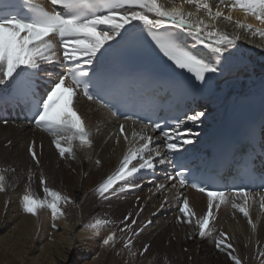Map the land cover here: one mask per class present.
Listing matches in <instances>:
<instances>
[{
	"label": "snow or ice",
	"instance_id": "obj_1",
	"mask_svg": "<svg viewBox=\"0 0 264 264\" xmlns=\"http://www.w3.org/2000/svg\"><path fill=\"white\" fill-rule=\"evenodd\" d=\"M48 5L51 8L38 0H18V9L17 6L3 5L14 10L0 11V86L7 88L15 84V87L0 95V100L23 105L31 114L29 122L54 137L53 143L59 150V155L64 157L67 154L73 159L76 158L70 146L73 140H79L82 145L89 147L92 144L90 132L74 108L73 98L79 94L88 101L109 109L120 103L117 91L121 81L106 76L103 61L113 49L129 40L132 30L138 25L142 26L141 30L159 54L176 69L192 75L197 82L194 86L207 83L210 75L221 71L222 63L232 55L236 42L240 39L239 31L229 33L220 30L216 23L218 20L234 23L236 29L250 32L252 36L257 33L264 36V29L240 20L233 21L231 15V9L239 8L246 15L253 16L260 25H264V0H219L215 11L208 0H179L178 3L173 0L166 3H161L160 0H48ZM186 6L194 11H188ZM221 6L229 9L227 15ZM179 33L190 38L192 43L187 44ZM199 46L207 50L205 55L195 51ZM45 66H52V70H46ZM41 73H44L50 88L45 89L44 93L40 91ZM118 112L119 109L113 111L112 115L116 116ZM204 115V112L197 111L185 115L184 119L177 118L174 121L175 127L168 131L161 130L160 123H152L142 126L141 132L144 135L133 131L131 140L124 136L125 142L132 147L123 156L119 169L99 185L96 190L98 194L107 199L108 195H115L117 189L113 186L118 182L123 181L125 185L134 188L135 185L129 180L134 174L155 171L157 163L172 164L171 158L178 155L184 145L192 143L191 129L180 132V127L187 121L196 124ZM124 120L140 122L135 113L125 115ZM149 127L153 132L161 130L160 135L167 141L165 152L153 149L152 145L159 138L147 134ZM124 130L125 124L121 123L119 131L123 133ZM116 139L118 141L119 136ZM61 141L68 142L69 147L62 146ZM137 144L138 147L135 146ZM29 152L39 164L31 145ZM133 161L136 163L133 164ZM96 163L99 164L100 161L97 160ZM177 167L179 170L169 174L168 179L177 180L182 187L190 182L191 169L183 164ZM39 179L42 185L46 183L43 175ZM191 186L202 193L207 192L208 196L207 213L195 219L197 234L201 238L215 232L214 228L209 227L215 198L220 201L216 203V208L220 207L221 202L230 203L248 217L246 208L236 203V197L247 201L249 189L246 186L235 187L231 192L211 190L212 186L204 185L195 176L191 177ZM177 187V183L172 184V188ZM258 187L261 190V207H264V175L260 177ZM157 188L164 189L165 185H158ZM6 190V177L0 174V193ZM43 190L51 200L38 199L26 191L22 196L23 211L35 216L38 215V210L46 207L50 210L53 221L64 217L65 212L59 206L60 203L74 201L46 186ZM167 201L166 196L165 202ZM164 206V203L160 205L161 208ZM179 212L184 217L181 222L193 223L195 212L190 208L187 197H183ZM248 222L255 229L256 225L251 218ZM106 223L107 221L96 219L90 227L100 228ZM135 223L132 220V224ZM52 226L56 227V224L53 223ZM125 229L131 231V225L125 224L120 231ZM226 238L227 234L221 232L215 243L216 248L225 252L234 264H241L233 244L226 243ZM114 239L115 233L112 232L102 243L110 245ZM131 244L132 241L128 240L125 247H130ZM148 247L144 246L145 252ZM260 256L264 257V251L260 252ZM261 264H264V260H261Z\"/></svg>",
	"mask_w": 264,
	"mask_h": 264
},
{
	"label": "bare ground",
	"instance_id": "obj_2",
	"mask_svg": "<svg viewBox=\"0 0 264 264\" xmlns=\"http://www.w3.org/2000/svg\"><path fill=\"white\" fill-rule=\"evenodd\" d=\"M160 2L166 3L168 0H160ZM173 2L178 3L179 0H173ZM208 2L215 11L219 0H208ZM186 8L188 11H194L187 6ZM223 10L226 15L229 13L228 8H223ZM231 15L232 18L240 21L264 26L239 8L231 9ZM216 23L220 30L229 33L240 32V39L236 42L232 55L229 56L230 66L247 69L246 66L253 65V68L258 69L257 64L264 65V36L259 33L252 36L250 32L236 29L233 23L224 20H218ZM204 51L207 50L204 49ZM46 67L52 68V66ZM217 82L216 79V86ZM261 86H264V78L241 86L239 93L230 88L220 90L221 92L215 96H213L215 91L209 96L206 94L203 100L198 102L197 107H204L209 111L215 110L208 111L210 115L205 114V120L210 121L214 126L205 137L200 136L201 138L199 137L197 141L184 145L179 154L172 158L199 151L202 147L212 143L227 126L228 119L233 118L234 112L241 110V107L246 104L242 98L255 92ZM7 88L0 86V94ZM210 98L213 100H209ZM76 99L77 104L80 105L79 109L75 104ZM73 104L75 110H82L80 114L83 115V112L88 114V127L87 123L85 125L87 130L90 128L91 132L88 131L92 141L91 147L86 145L85 148L79 140L71 142L70 146L75 153V159L67 154L61 157L53 143L54 137L35 125L25 122L14 123L12 120L7 122L6 126L0 124V174L13 178V180L6 178L7 190L0 193V264H234L225 252L218 250L215 246L221 232L227 234L226 243L233 244L235 254L241 259V264H261V260H264V257L260 256V252L264 251V207H261L260 193L253 195L252 191L249 192L246 202L242 197H236V203L246 208L249 213L248 217H245L239 209L233 208L230 203L221 202L219 208L214 207L212 217L216 221L213 224L211 222L209 227L214 228L215 232L208 237L201 238L197 234L198 226L195 224V219L202 217L208 211L205 210L208 204L207 193L190 187H180L174 180L173 182L177 183L178 187L174 189L171 186L167 189V195L174 196L178 194L179 189L185 190L182 197L186 192L192 194L193 197L189 200V206L195 212L192 224L186 226L187 223L183 222L180 225L179 220L184 218L181 214L177 215L180 217L179 220L173 221L165 217L160 219L161 221L159 220L160 222L156 225H145L152 210L141 211L137 219L144 227L140 229L139 236L132 240L130 247L110 249L112 243L103 245V239L113 232V229L115 230L113 221L119 223L127 215L131 218L134 209L129 206L124 207L122 201L118 202L113 198L99 199L96 190L108 176L113 175L119 169L123 156L132 147L125 142L124 136H128L131 140L133 131L141 135L145 133L141 132L142 124L134 123L132 120L118 119L104 107L88 101L82 95L77 94L73 98ZM93 107L104 112L96 111ZM212 113L216 115L214 118L216 124L214 120H211ZM107 116L112 121L108 120ZM93 120H97L95 124H92ZM121 123L125 124L123 133L119 131ZM189 123L192 124L187 121L185 125ZM147 134L159 138L152 145L153 149H159L162 153L166 151L167 141L164 137L153 134L149 129ZM117 136H119L118 141ZM30 141H32L39 164L28 152ZM20 142H26L25 148L20 146ZM61 144L69 147L66 141H61ZM82 147L83 150H81ZM97 160L100 161L99 164L96 163ZM14 167L18 171L17 174H9L8 170ZM41 175L46 179L44 185L40 183ZM85 175L90 177L83 184L88 193L81 201V188L76 182L79 177ZM30 176L31 179H29ZM45 186L74 201V203L63 204L61 208L65 216L55 221L47 208H41L35 216L24 212L22 208V196L26 191L38 198V192ZM188 194L186 197L189 196ZM117 196L123 201L131 200L133 204L131 197H123L121 194ZM217 202H220L219 198L214 199V205ZM98 205L100 206L97 207ZM97 208L100 209L96 211ZM103 214L109 216L110 222L102 219L107 221L102 227H90L97 216ZM249 218L256 225L255 229L252 224H249ZM53 223L56 227L52 226ZM114 245L117 246V240ZM145 245L149 246L146 252L144 251ZM134 252H136L135 255H133Z\"/></svg>",
	"mask_w": 264,
	"mask_h": 264
},
{
	"label": "rangeland",
	"instance_id": "obj_3",
	"mask_svg": "<svg viewBox=\"0 0 264 264\" xmlns=\"http://www.w3.org/2000/svg\"><path fill=\"white\" fill-rule=\"evenodd\" d=\"M236 20H238V19L233 18V21H236ZM241 22L249 23V22H244V21H241ZM251 24H253V23H251ZM253 25L256 27H260V28L264 29V26H259L257 24H253ZM252 54H254V53H252ZM230 61H231V58L228 57V59L226 61H224V63H222L221 71H219L217 73V76H218L217 81L218 82H217V87H216V90H215V93L213 96H215L216 94H219L223 90H228L230 88H232L236 93H239V92H241V89H242L241 86H244L246 84H249V83H252L254 81L261 80L264 78V65L257 64V67H259L260 69L259 68L258 69L253 68L254 67L253 65H249V66H246L247 67V69H246V68H241V67L230 66L229 65ZM247 64H249V63H247ZM45 68H46V70L50 71L49 67L45 66ZM42 74H44V73H42ZM212 98H210L209 100H213ZM77 99L79 100V102H81L79 98H77ZM77 99L75 100V104H76V107L79 109L80 105L77 104ZM93 108L96 109V107H93ZM97 110L104 112L100 109H96V111ZM205 110H206V108L202 107V108H200V110H197V111H202L205 114H207L211 111L212 112L215 111V110H210V111L209 110L205 111ZM81 111H79V112H81ZM197 111H195V112H197ZM208 115H210V113ZM81 116L83 117V119L85 118L84 120H87L85 123H87V127H88V119H87L88 114H85L83 112V115L81 114ZM205 116L206 115L201 117L200 121L198 123H196L198 125L194 126V125L189 123V124H186L179 131L185 132L187 129H191V134L193 133L191 135L192 142L197 141V139H199L200 136L205 137L206 134H208L211 131L212 127L214 126L213 123L205 120ZM104 117H106V116L104 115ZM215 117H216V115H214V113H212L211 114V118H212L211 120L213 121ZM107 119L112 121L109 116H107ZM96 121L97 120H93L92 124H95ZM214 123L216 124L215 120H214ZM0 124H2L1 126H6L8 123L3 122ZM89 129L90 128H88V130ZM25 143L26 142H22V143L20 142V146L21 147L24 146V148H25V146H26ZM30 145L33 147L32 141L29 142L28 152H29V146ZM85 147H86V145L84 146V148ZM81 150H83V147L81 148ZM135 163H136V161L133 162V164H135ZM129 167H131V165ZM17 172L18 171L15 167L12 170H8V173L13 174V175L17 174ZM168 175H169V173L167 171V165L166 164L160 165L157 163L155 171H151V170L144 171V172L141 171L139 173L134 174V178H129L130 183L135 185L134 188H130L128 185H125L123 181H120L114 185V188L117 189V191L115 192V195L106 194V195H108V198H111V199L113 198L118 202L122 201L123 202L122 205L124 207L129 206V207H132L134 209V213L131 216V218L127 215L126 216V217H128L127 220H125V218H123V220H121L119 223L113 221V224L115 225L114 226L115 230L113 229V232L115 233V239H114L115 241L112 242L110 249H112V248L115 249L118 247L126 248L125 244L127 243L128 240L132 241L139 236L138 233H139L140 229L142 227H144V225L140 224L139 219H137V216L139 215V213L141 211L144 212V211L152 210V214H150V217L144 223L145 225L149 224L148 221H151V223L149 225H156L165 217L166 218L169 217L171 220L175 221V220H177V215H179V216L181 215V213L179 212V206L183 202V197H186V195L188 193L186 192V194H184L185 196L182 197V195L184 193L183 191H185V190L181 191L179 189L178 194H175L174 196L167 195V189H169L172 186V184L174 183L173 180L169 181ZM6 178L9 180H13V178L10 176H7ZM89 179H90V177L85 175V176L79 177L78 181L76 182L77 186L79 188H81L80 189L81 201L84 198V196L88 193L87 189H85L83 187V184H84V182H86ZM161 184L165 185V188L158 190L157 186L161 185ZM118 194H121L123 197H131L133 204H131V200H129V201L120 200V197L117 196ZM254 194L255 193H253V195ZM38 195H39L38 199H41V200L47 199L49 201L51 200V197L47 196V194L43 190H40L38 192ZM188 195L189 196H187V199L189 201L190 197H193V196H192V194H188ZM97 196L99 197V199L100 198L103 199V197H101L99 194H97ZM166 196L168 197L167 202H165ZM122 199H126V198H122ZM134 200H136V201H134ZM162 203L165 204V206L163 208L160 207V205ZM63 204H64V202L62 201L59 206L62 207ZM110 205H111V203H110ZM207 205H206V209H205L206 211L208 210ZM99 206L100 205H98L97 207H99ZM214 207H215V205L213 202V208ZM99 209L100 208H97L96 211H98ZM81 213H82V210H81ZM105 216L108 218H103ZM97 219H101V220L107 219V221L110 222L109 216H107V214L106 215H104V214L99 215V216H97ZM183 219L184 218L179 220L180 225L183 224V222H181ZM113 220H114V218H113ZM132 220H135L136 223L132 224ZM215 221L216 220H214V219H212V220L210 219V223L212 222V224L215 223ZM125 224L131 225V231H129L128 229H125L123 232L120 231V229L124 228ZM186 226H188V223ZM172 227H175V226L172 225ZM197 233H198V231H197ZM196 236H198V235L196 234ZM152 237H154V235ZM116 240H117V246L114 245ZM134 254H136V252H134ZM252 261H253V259H252ZM253 262H255V260Z\"/></svg>",
	"mask_w": 264,
	"mask_h": 264
}]
</instances>
